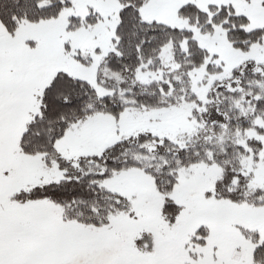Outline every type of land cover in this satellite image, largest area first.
Listing matches in <instances>:
<instances>
[{
  "label": "snow or ice",
  "instance_id": "obj_1",
  "mask_svg": "<svg viewBox=\"0 0 264 264\" xmlns=\"http://www.w3.org/2000/svg\"><path fill=\"white\" fill-rule=\"evenodd\" d=\"M0 264H264V0H0Z\"/></svg>",
  "mask_w": 264,
  "mask_h": 264
}]
</instances>
